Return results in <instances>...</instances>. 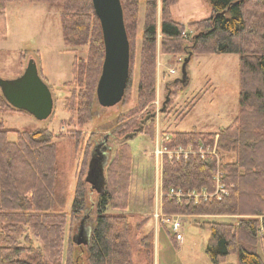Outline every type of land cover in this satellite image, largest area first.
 <instances>
[{
	"label": "trees",
	"instance_id": "1",
	"mask_svg": "<svg viewBox=\"0 0 264 264\" xmlns=\"http://www.w3.org/2000/svg\"><path fill=\"white\" fill-rule=\"evenodd\" d=\"M14 1L61 6L62 38L67 50L75 53L72 83L84 89L78 93V98L74 100L72 97L68 108L77 112V121L81 125L83 119H89L91 99L96 100V85L104 58L100 24L91 0H0V38L5 35V6ZM177 1L160 0L158 29L155 20L157 0L144 2L142 51L150 61L147 73L140 77L138 90L145 105L154 98L157 36L160 37L163 54L168 48L170 54H178L182 33L188 28L170 16V6ZM207 1L211 6L210 16L192 25L198 29L193 39L192 54L238 56V112L227 127L216 133L197 130L163 133L169 136V141L165 143L168 148L201 144L212 146L216 139L218 151L231 153L232 160L222 163L228 194L220 201L199 203L189 199L177 203L164 197L161 208L166 214L190 217H241L235 223L216 220L200 222V226L210 233L206 253L213 264H224L226 256L231 253L237 255L238 264H264L256 250L258 241L264 240V0ZM120 2L129 42L126 92L132 78L128 25L130 18L137 17L139 0ZM177 43L178 46H174ZM83 47H86L85 56H78L77 50ZM177 82H171L173 88L178 87ZM171 95L175 97L179 94L174 90ZM137 109L131 111L130 117L137 113ZM16 111L0 94V114ZM134 121L121 128L120 135L127 132L124 131L126 128L137 126ZM11 132L16 134L14 141L8 138ZM58 136L47 130L20 132L8 129L0 116V264H76L73 244H77L73 241L74 237L69 240L67 233L73 218L84 207L86 176L84 182L81 178L77 179L69 212H65L67 192L58 186L55 141ZM122 157L121 154L117 157L118 170L107 171L111 176L110 181H105L104 192L96 193L90 242L87 247L84 246L88 264H137L133 261V238L138 239V251L145 260L143 264H153L154 231L141 234L151 216L131 224L130 216L108 212V209L126 208V194H122L126 177ZM210 162L194 157L180 163L165 161L161 175L162 191L167 192L170 188L212 191L215 164ZM160 228L170 235L168 229Z\"/></svg>",
	"mask_w": 264,
	"mask_h": 264
},
{
	"label": "rangeland",
	"instance_id": "2",
	"mask_svg": "<svg viewBox=\"0 0 264 264\" xmlns=\"http://www.w3.org/2000/svg\"><path fill=\"white\" fill-rule=\"evenodd\" d=\"M144 2L145 0H139L137 17L130 18L128 25L132 76L130 87L123 100L110 108L101 107L96 100L91 99L89 119H83L84 123L81 125L77 121V112L69 111L68 108L72 97L75 100L84 89L81 85L72 83L75 53L67 50L62 38L61 6L55 3L14 1L7 3L4 9L5 35L0 38V78L11 80L20 76L27 62L33 60L53 99V111L46 120H36L24 112H5L0 114L4 125L20 132L47 130L59 135L55 138L58 186L67 192L65 212H69L77 179L81 178L84 182L86 176L84 207L73 218L67 233L70 241L78 232L81 234V244L77 246L72 243L76 264H88L84 246L87 247L90 242L96 193L102 194L105 181H110L111 175L107 171L118 170L117 157L120 154L123 156L126 173L125 192H122L126 194V208L108 209V212L124 213L130 216L131 224H135L149 218L156 203L161 204L164 198L160 194H165L160 189V172L164 162L169 161L155 154L157 136L161 137L163 132L192 130L216 133L227 127L238 112V56L192 54L193 39L198 33V29L192 25L193 22L210 16L211 6L207 0H178L170 6L171 18L188 26L185 29L187 36L180 40L178 54H170V48L163 54L160 37L157 36L154 98L145 105L138 90L140 77L147 73L150 61L148 55H144L142 51ZM160 7V0H157V29L161 19ZM175 45L178 46V43ZM85 53L86 47L77 50L78 56H85ZM186 58L188 62L183 66ZM183 67L186 81L182 83L179 80L178 87L173 88L171 82L183 78ZM174 90H177L178 96L171 95ZM166 97H169L168 102H165ZM135 109L137 113L130 117L131 111ZM134 120L138 123H135L137 126L126 128L124 131L127 132L120 135L121 128ZM8 138L14 141L16 134L11 132ZM213 145H216V139ZM193 146L188 145L185 148ZM216 154L219 163L212 169V180L215 172L221 171L224 177L222 163L232 160L233 156L220 151H216ZM157 172L160 174L159 178ZM239 218L241 217L185 216L182 240L179 242L173 239L170 230L168 235L159 227L157 237L153 239V264H213L206 253L210 233L200 226V222L216 220L235 223ZM153 226L152 219H148L141 234L153 230ZM137 240L132 239L133 261L143 264L145 260L142 253H139L140 250L138 251ZM256 250L264 261V240L258 241ZM224 264H238L237 255L231 253L226 256Z\"/></svg>",
	"mask_w": 264,
	"mask_h": 264
},
{
	"label": "water",
	"instance_id": "3",
	"mask_svg": "<svg viewBox=\"0 0 264 264\" xmlns=\"http://www.w3.org/2000/svg\"><path fill=\"white\" fill-rule=\"evenodd\" d=\"M94 13L99 21L104 58L101 74L96 85V101L104 108H110L123 99L129 74V42L125 30L120 0H91ZM186 58L183 62L185 66ZM182 68L185 81V72ZM177 81V80H176ZM0 94L14 110L25 112L36 120H46L53 111L50 89L38 74L37 65L29 60L23 73L11 80L0 78ZM168 98L166 97L165 102ZM78 232L73 241L81 244Z\"/></svg>",
	"mask_w": 264,
	"mask_h": 264
},
{
	"label": "built area",
	"instance_id": "4",
	"mask_svg": "<svg viewBox=\"0 0 264 264\" xmlns=\"http://www.w3.org/2000/svg\"><path fill=\"white\" fill-rule=\"evenodd\" d=\"M186 32L182 33V37L185 38ZM160 139V140H159ZM157 145L155 148V154L157 157L167 158L169 162H187L190 158H198L200 160L211 161L215 164V167L219 163L217 160L216 145H198L191 148H185L184 146H177L175 148L166 147V142L169 141V136L163 134L161 137L157 136ZM161 169V167H160ZM159 172V170L157 169ZM157 172L158 178L159 173ZM162 173V172H160ZM214 188L212 191L203 189L201 191L196 190H183L170 188L167 192L160 194L161 196L175 200L177 203L184 201L185 199L193 200L194 203L208 202L212 200L220 201L228 194V189L225 185L222 172H215L213 175ZM161 182V175H160ZM161 189V188H160ZM185 216L181 214H166L162 211L161 204H157L151 214V219L154 223V234L157 235L159 227H165L173 234L175 241L182 240V228L183 218Z\"/></svg>",
	"mask_w": 264,
	"mask_h": 264
},
{
	"label": "crops",
	"instance_id": "5",
	"mask_svg": "<svg viewBox=\"0 0 264 264\" xmlns=\"http://www.w3.org/2000/svg\"><path fill=\"white\" fill-rule=\"evenodd\" d=\"M187 79V78H186ZM186 81V80H185ZM154 224V223H153ZM154 227V226H153ZM156 237H157V235L156 236H154V238L156 239Z\"/></svg>",
	"mask_w": 264,
	"mask_h": 264
}]
</instances>
